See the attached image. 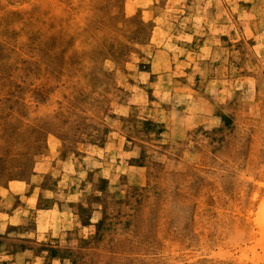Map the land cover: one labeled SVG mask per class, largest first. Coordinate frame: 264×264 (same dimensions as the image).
Instances as JSON below:
<instances>
[{
  "label": "rangeland",
  "instance_id": "1",
  "mask_svg": "<svg viewBox=\"0 0 264 264\" xmlns=\"http://www.w3.org/2000/svg\"><path fill=\"white\" fill-rule=\"evenodd\" d=\"M225 1L200 54L214 0H0V264H264V0Z\"/></svg>",
  "mask_w": 264,
  "mask_h": 264
},
{
  "label": "crops",
  "instance_id": "2",
  "mask_svg": "<svg viewBox=\"0 0 264 264\" xmlns=\"http://www.w3.org/2000/svg\"><path fill=\"white\" fill-rule=\"evenodd\" d=\"M214 1L217 5L213 7V9L209 10L210 11L209 16L211 20L213 21V23H211L208 19L207 20L204 19V17H201V16L195 17V20L199 22L198 25L200 26V31L195 32V34H197V37L199 38L197 53H200V54L208 53V52L209 54L213 53L214 46L212 45V41H213L212 39H214V37L217 36V34L219 35V33H217V30H220V32L222 33L220 36L227 35L228 32H226V30L228 28V23L231 22L230 15H229L230 3L226 2L225 0H214ZM260 4H264L263 1H260L259 5ZM218 27L220 29H218ZM193 38H195V35L193 36ZM22 183L23 182H20V181H11L10 185L6 188L7 190L6 195L2 191H0V218L6 221L4 224L0 223L2 232L7 231L8 229L18 228V227L23 226L22 223H14L13 219L16 217L18 213L23 214V213L28 212L30 208L32 209L33 205L30 202L35 201V193H34L35 190L29 191L27 194H25L26 187L23 186ZM23 193L25 195L24 200L20 198ZM4 198L7 200L9 198L10 200L12 199L13 201L17 199L19 203L15 206L13 205L9 211H4L2 209ZM51 210L52 209H50L49 211ZM37 211L42 212V213H47L46 210H37ZM66 225H67V222L61 225L60 227L65 229L67 228ZM62 228L59 230H62ZM34 233H35L34 238L35 239L37 238V240H40L41 232L37 225L35 226ZM37 242H40V241H37ZM44 253H45L44 250H41L39 254H35L33 249L31 250L26 249L25 251H23V253H21V256L30 258L32 264H42L46 259ZM18 259L19 257L17 255L16 259H11L13 261L11 262V264H16V261H18ZM52 260L56 262V259H52Z\"/></svg>",
  "mask_w": 264,
  "mask_h": 264
}]
</instances>
